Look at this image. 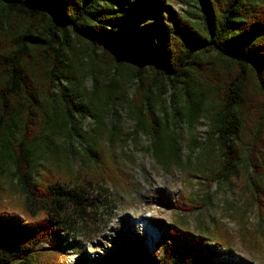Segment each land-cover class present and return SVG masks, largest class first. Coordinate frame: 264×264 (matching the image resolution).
<instances>
[{
	"label": "trees",
	"instance_id": "obj_1",
	"mask_svg": "<svg viewBox=\"0 0 264 264\" xmlns=\"http://www.w3.org/2000/svg\"><path fill=\"white\" fill-rule=\"evenodd\" d=\"M192 1L175 11L169 0H0V264H60L68 239L91 240L101 185L122 178L112 150L141 138L156 165L208 187L242 169L248 201L229 214L253 246L247 214L264 219V0ZM152 226L160 259L138 239L109 264H214L216 247L226 255L236 241L220 228L211 244ZM117 228L134 234L128 215Z\"/></svg>",
	"mask_w": 264,
	"mask_h": 264
},
{
	"label": "rangeland",
	"instance_id": "obj_2",
	"mask_svg": "<svg viewBox=\"0 0 264 264\" xmlns=\"http://www.w3.org/2000/svg\"><path fill=\"white\" fill-rule=\"evenodd\" d=\"M169 2L175 11L194 5L192 0ZM81 126L83 130L89 131L93 123L85 119ZM124 128H129V125L125 124ZM185 131H180L184 141L183 155L188 153ZM195 132L203 137L205 122H199ZM145 143L141 138L136 146L133 141H128V146L122 150L119 146L112 150L122 178L115 183L107 181L101 185L104 189L101 196L106 202L96 209V225L91 230V233H98L92 235L91 240L84 237L68 239L69 244L64 247L65 254L60 264H74L81 253L85 254L86 262L77 260V264H109L124 251L125 244L122 243L138 239H147L150 251H155L157 259H160L164 250L160 244L161 235L152 226L157 223L171 225L182 235L191 238L203 237L211 244L216 243L214 238L217 237L218 228L232 233L236 241L231 246V252L224 255V250L216 247L218 257L214 264H264V219L256 212H248L249 224L246 229L252 236L253 246L247 247L237 240L243 231L239 215L233 221L229 214H234L236 208H243L248 201L245 172L241 169L239 176L233 178L229 185L214 183L208 187L200 179L193 178L187 172L182 173L176 167L165 170L156 165L150 154L145 153ZM74 163L77 167L81 166L77 159ZM127 215L134 234L124 238L117 226L119 220ZM147 227L157 234L156 244H151ZM106 253H109L108 257Z\"/></svg>",
	"mask_w": 264,
	"mask_h": 264
},
{
	"label": "bare ground",
	"instance_id": "obj_3",
	"mask_svg": "<svg viewBox=\"0 0 264 264\" xmlns=\"http://www.w3.org/2000/svg\"><path fill=\"white\" fill-rule=\"evenodd\" d=\"M147 232H148V235L150 236V239H151V244H156L155 242H157L158 240V236L157 234L152 230L151 227H147Z\"/></svg>",
	"mask_w": 264,
	"mask_h": 264
},
{
	"label": "water",
	"instance_id": "obj_4",
	"mask_svg": "<svg viewBox=\"0 0 264 264\" xmlns=\"http://www.w3.org/2000/svg\"><path fill=\"white\" fill-rule=\"evenodd\" d=\"M153 230L155 231L156 229H155V228H153Z\"/></svg>",
	"mask_w": 264,
	"mask_h": 264
}]
</instances>
